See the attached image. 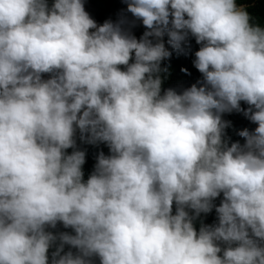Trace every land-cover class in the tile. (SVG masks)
<instances>
[{
  "label": "clouds",
  "instance_id": "obj_1",
  "mask_svg": "<svg viewBox=\"0 0 264 264\" xmlns=\"http://www.w3.org/2000/svg\"><path fill=\"white\" fill-rule=\"evenodd\" d=\"M127 11L139 40L83 0H0V264H49L54 245L51 264H264V27L237 0ZM189 34L203 80L162 93V38L180 50ZM233 110L257 125L243 144L225 138ZM77 130L111 153L86 182Z\"/></svg>",
  "mask_w": 264,
  "mask_h": 264
},
{
  "label": "trees",
  "instance_id": "obj_2",
  "mask_svg": "<svg viewBox=\"0 0 264 264\" xmlns=\"http://www.w3.org/2000/svg\"><path fill=\"white\" fill-rule=\"evenodd\" d=\"M85 10L89 13L90 17L94 19L97 25H102L105 21H112L121 25L122 29L129 35L135 36L136 39H140L148 29L143 25L142 20L136 19L130 12L127 11L128 0H83ZM54 0H47L49 8L53 5ZM238 6L243 7L251 17V23L264 27V0H237ZM94 31V29L90 30ZM153 42H156V38L150 37ZM165 47L169 48L172 55L169 59L162 62L161 67L167 68V72L161 73L163 78L162 93L168 88L175 89L178 93L191 87L193 84H197L198 81L203 80V75L194 66L195 52L201 47L196 42L195 37L189 34L187 40L184 42L180 50H174L167 43L168 36L163 38ZM134 62L133 60L130 63ZM121 70H126L125 65L119 66ZM50 73H44L43 79L50 78ZM249 107L245 102L241 101V108L246 110ZM222 119L229 121V126L226 131V139H229V144L239 141L241 144L245 142L244 138L239 135V132L247 128L254 130L257 127L252 123L245 115L243 111L225 112L222 114ZM76 147L86 152L85 163L82 166L83 180L86 182L90 175L95 170L97 163V156L102 151L105 155H110L109 147L106 143L89 144L80 140V133L77 130L76 133ZM73 148L66 150L68 154L73 152ZM223 200V194L221 193L214 201V205L219 206ZM176 206L173 205V213L175 214ZM212 225L218 223L217 213L215 207L211 212L204 214L201 213L200 217L194 221V226L197 231L201 227V224ZM47 231L53 233L68 232L75 234L72 228H65L62 223H58L56 228H48ZM58 244V243H57ZM224 245H222L223 247ZM56 250V246L49 248V264L52 261V253ZM72 251L77 253V249L70 245L64 246V253ZM63 254V253H62ZM222 255V253H221ZM92 264H100L98 257L92 258Z\"/></svg>",
  "mask_w": 264,
  "mask_h": 264
},
{
  "label": "rangeland",
  "instance_id": "obj_3",
  "mask_svg": "<svg viewBox=\"0 0 264 264\" xmlns=\"http://www.w3.org/2000/svg\"><path fill=\"white\" fill-rule=\"evenodd\" d=\"M57 243H59V241H57Z\"/></svg>",
  "mask_w": 264,
  "mask_h": 264
}]
</instances>
